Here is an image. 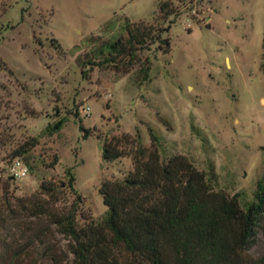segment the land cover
Returning <instances> with one entry per match:
<instances>
[{"label": "rangeland", "instance_id": "obj_1", "mask_svg": "<svg viewBox=\"0 0 264 264\" xmlns=\"http://www.w3.org/2000/svg\"><path fill=\"white\" fill-rule=\"evenodd\" d=\"M125 23L151 31L133 58L87 64L97 44L127 39ZM147 127L164 156L211 167L218 190L252 199L264 173V0H0V264H72L67 240L31 213V196L50 181L54 207L66 209L70 168L77 219L99 220L100 184L131 163H103L96 137L137 129L147 148ZM31 138L26 161L11 157ZM16 158L27 168L19 180L7 175ZM248 253L264 254L261 233Z\"/></svg>", "mask_w": 264, "mask_h": 264}, {"label": "trees", "instance_id": "obj_2", "mask_svg": "<svg viewBox=\"0 0 264 264\" xmlns=\"http://www.w3.org/2000/svg\"><path fill=\"white\" fill-rule=\"evenodd\" d=\"M159 9L164 10L163 6ZM122 30L127 39L117 36L97 44L91 51L93 58L86 63L113 65L116 58H133L151 33L131 29L127 23ZM64 122L60 119L47 124L44 131L48 135L58 133ZM78 130L82 139L89 136L81 124ZM146 130L147 148L141 144L137 129L132 137H96L103 163L121 158L131 163L121 178L100 184L98 194L105 211L99 220L77 219L81 199L70 168L63 175L65 187L74 198L66 209L54 207L59 187L50 181H41L37 194L31 196L28 208L34 216L46 218L67 240L71 263L264 264V254L252 257L248 253L257 234L264 236V173L256 180L250 201L240 199L239 194L228 196L217 189L211 167L200 172L182 156H164L161 142L149 127ZM35 144L36 139L31 138L11 157L26 161Z\"/></svg>", "mask_w": 264, "mask_h": 264}, {"label": "built area", "instance_id": "obj_3", "mask_svg": "<svg viewBox=\"0 0 264 264\" xmlns=\"http://www.w3.org/2000/svg\"><path fill=\"white\" fill-rule=\"evenodd\" d=\"M84 116L88 115V108H84ZM7 175L11 179L19 180L27 176V168L21 163L20 160L13 159L7 167Z\"/></svg>", "mask_w": 264, "mask_h": 264}, {"label": "water", "instance_id": "obj_4", "mask_svg": "<svg viewBox=\"0 0 264 264\" xmlns=\"http://www.w3.org/2000/svg\"><path fill=\"white\" fill-rule=\"evenodd\" d=\"M158 43H159L160 45H164V44L166 43V41H165V40H159ZM10 179H11V178H10Z\"/></svg>", "mask_w": 264, "mask_h": 264}]
</instances>
